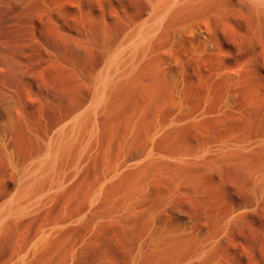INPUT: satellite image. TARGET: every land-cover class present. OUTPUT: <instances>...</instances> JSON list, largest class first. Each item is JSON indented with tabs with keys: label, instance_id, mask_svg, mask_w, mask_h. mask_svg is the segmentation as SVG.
Instances as JSON below:
<instances>
[{
	"label": "rangeland",
	"instance_id": "rangeland-1",
	"mask_svg": "<svg viewBox=\"0 0 264 264\" xmlns=\"http://www.w3.org/2000/svg\"><path fill=\"white\" fill-rule=\"evenodd\" d=\"M27 1L29 6L24 0H0V209L16 197L21 177L42 154L45 142L40 141L53 132L51 126L56 130L89 106L97 71L114 48H125L138 24L148 23L153 0ZM228 15L225 21L207 22L211 51H202L190 37L170 48L164 38L157 39L153 61H162L156 62L159 74L142 73L135 94H128L111 117L102 116L103 130L104 123L108 126L100 138L106 139L101 145L98 140L65 190L50 201L41 196L39 206L33 203L21 215L6 218L0 230V264H15L26 254L25 264H264V181L259 180L264 34L253 32L244 15ZM47 60L57 83L78 91L74 99L61 96L57 83L51 100L38 94L35 83ZM136 112L146 127L141 130L140 125L138 139L135 134L131 142L125 135V141L123 127ZM154 114L167 121L164 126L170 124L155 139L161 155L154 151L153 157L161 161L134 172L128 186L127 179L111 189L108 185L94 204L88 203L86 193L103 171L143 147ZM49 230L43 246L29 251Z\"/></svg>",
	"mask_w": 264,
	"mask_h": 264
},
{
	"label": "bare ground",
	"instance_id": "bare-ground-1",
	"mask_svg": "<svg viewBox=\"0 0 264 264\" xmlns=\"http://www.w3.org/2000/svg\"><path fill=\"white\" fill-rule=\"evenodd\" d=\"M26 1L27 0H24L25 4L29 6V3L31 1H27L28 4L26 3ZM21 2H23V1H21ZM33 2H34V0H33ZM41 2H47V1L41 0ZM19 3H20V1H19ZM49 3H46V4H49ZM37 5H39V4H37ZM149 5L151 7V10H152L151 13L152 14H150V17L148 18V20L149 19L150 20L149 21L147 20L148 23H146V21H145L144 22L145 24H143V22L138 24V27L139 26L140 27L139 28L137 27L136 29H138V30L137 31L135 30L136 32L134 31L135 33H132L133 35H130L132 37L130 39V42L128 41L129 39L127 38L128 39L127 41L129 43V44L128 43L126 44L127 47L126 46H125V48L121 47L122 50H119L120 48L118 47L117 51L113 47L114 48L113 53L110 50L111 54H113V55L110 56L109 58H106V61L104 62L105 65H104L103 69H101L100 72L97 71L98 74H96V76H95L96 77L95 81H94L95 77L93 76L95 74L92 75L94 77L93 83L95 85L93 84L94 85V87H93L94 90H93V95H92L93 97L91 99L89 106H87V108L85 110L71 116L69 120L68 119L66 120L67 122L65 121L66 123L62 122V126H59V125H61V123H60L58 125L59 128H56V130H52L53 128L51 126V131H53V132L50 133L48 131L50 129H47L49 134L47 136V139L45 138L46 141H40V142H45V144L43 145V148L41 147L42 154H40L39 157L37 158L36 163L34 164V166H32V169H30L31 171L28 174H26V176L21 177L22 179L20 180L21 182H20L18 191H16V193H17L16 197L14 199L10 200V202L7 203L5 206H3L2 209H0V230L2 228L1 227L2 224H4L6 218L9 217L10 215H21V213H24L25 211H27L29 205H32L33 203L38 205V203H40L42 201L41 196H44V197L47 196L46 199L47 200L49 199L48 201H50V197L55 196L54 194L56 192H58V191L60 192V190H65L63 188L65 186H66L65 188H67V185L69 184L68 180H70L71 177H73L74 172L75 173L78 172V171H76V169L80 168L79 165L81 162H83V159L86 160L85 158L87 157V155L90 154L92 152V150L94 148H96V146H98V143H99L98 140L100 139L102 141L99 144V145H101L103 143V141H105V139H106V138H103L104 139L103 140L102 138H100V136L102 135V133L104 131L103 127H102V123L105 122V120L103 122L101 121L102 116L108 115L111 111L112 112L118 111V110H116V108L118 107L117 105H119V103L122 104L123 99L128 94L131 96V92H132L134 86H138L137 84L140 82L139 81L138 83H136V81L140 80L138 77L142 73L148 72L149 75H150V73H152V75L157 74V73L159 74L160 66H157V65L160 64L162 61L160 62L158 60L160 63L157 61H153V59L157 60L156 59L157 55H155V53L158 50L155 49L157 46V44L155 46V43H157L158 38H161V37L164 38V40L167 43H169L168 47L170 48L169 45L173 46V44H175V42L177 44V42H180L179 39H182L184 37H186V38L190 37L192 39V41L195 40L194 42L198 44V46L202 49V51H205V50L211 51L213 49V42H211V41H210L211 43L209 42L208 29H207L208 23L207 22L210 20L225 21V18L227 17V15L229 13L231 14V12H232L231 16H234V17L237 14H238L237 16L244 15L245 18L246 17L248 18V19L246 18L247 22L249 23V25H251L250 29L253 32L259 33V35L264 34V0H153L151 3H149ZM62 7H60V8L63 9ZM37 8H39V7H37ZM49 8H47V9H49ZM50 10H51V8H50ZM44 13H46V11ZM49 13L50 12H48V14ZM234 13L236 15H233ZM49 15H51V14H49ZM244 17H242V18H244ZM46 28H47V33H48V30H51V29L49 26L45 27V29L44 28L43 29L46 30ZM52 34L53 33L50 32V35H52ZM46 35L50 36L49 34H46ZM48 39H49V37H48ZM104 42H106V41H104ZM172 46H171V48H172ZM104 51H107V50H104ZM86 52H87V49H86ZM48 55H51V54L49 53ZM89 55H88V57H90ZM109 55H110V53H109ZM47 58H48V56H47ZM51 59H52V56H51ZM51 59H50V61H51ZM107 59H108V61H107ZM5 60H6V58H5ZM44 60H46V59H44ZM156 62L158 64H156ZM174 62H176V61H174ZM174 62H173L174 67L178 70L180 65L176 64L177 62L176 63H174ZM48 64L45 67H42L43 69L41 72L36 71L37 73L40 72L39 73L40 80H38L35 83L36 90H37L38 94L41 97H43V99H45V100H48V99L51 100V98L53 96L54 88H55L54 84L56 85V83H57V81H56L57 79H54L56 77L53 76V72L50 69V66L52 65V67H53V64H51V63L49 65ZM46 68H48V70H46ZM177 70H174V71H177ZM172 72L173 71L171 70V74L175 73V72L174 73H172ZM2 73H3L2 75H5L6 71L3 70ZM35 75H37V74H35ZM168 75H170V74H168ZM32 76H31V80H34L35 76H33V77ZM39 76H37L36 78L39 79ZM157 76L159 78V75H157ZM5 77H7V75H5ZM58 84H59V82L57 83V85ZM59 85H62V84H59ZM2 87H5V90H4L5 92L4 91H2V92L6 96L8 94L10 95L11 91L9 93V88L4 86V85H2ZM59 87H60L59 89L56 88L58 90L59 94L63 97H66L67 99L68 98L74 99L73 97L76 94H79V93H77L78 91L77 92L74 91L75 93H73V91H71V90H70L71 92L68 91L67 87H64L63 85L59 86ZM32 89L34 90V88H32ZM135 89H136V87H135ZM154 89H155V87H154ZM154 89H153V91H154ZM133 91H135V90H133ZM153 91H152V93H153ZM136 92H137V90H136ZM133 94H135V93L132 92V95ZM129 95H128V97H129ZM150 95H152V94H150ZM150 95L148 98L151 97ZM11 96H13V95H11ZM77 96H79V95H77ZM77 96H76V99L78 98ZM2 97L3 96H1V98ZM152 97H153V95H152ZM9 98L13 99V97H9ZM9 98H7V100ZM66 98H64V99L66 100ZM129 99H131V97ZM152 99H154V98H152ZM2 101L6 102L4 99H2ZM9 102H13V101H9ZM147 102H148L147 105H149V101H147ZM6 104H8V102ZM121 104H120V107H121ZM125 104H126V102H125ZM10 107H12L11 104L9 105V108ZM114 109H115V111H114ZM117 109H119V108H117ZM143 109L145 111V107ZM140 112L142 113V111H140ZM140 112H139V114H140ZM158 112H160V111H158ZM137 113L138 112H136L135 114H137ZM156 114H157V112H156ZM158 114H160V113H158ZM140 115L137 114L134 118L131 119V121H128V123L125 122L127 124H126V128L123 127V131L125 132V134H123L124 135L123 140L126 141V139L129 138L130 141L131 140L133 141V139H135L137 137L136 136L135 138L132 139V136L134 137V135L137 134V130L140 128V125L142 124V123L140 124V122H143L141 119L143 117ZM154 116H155V114H154ZM109 117H111L110 114H109ZM8 118H10V117H8ZM106 119H108V118H106ZM127 119L129 120V118H127ZM9 120H11V119H9ZM155 120L158 122H156ZM155 120H154L155 124H153V126H151V123H150V125L147 124L148 126L151 127L150 130H148L149 127H148L147 131L144 128L145 132L143 131L144 132L143 136H145V137L143 139H145V141H143V139H142L144 144H142L143 147L141 149L139 147H138L139 149L136 148L134 151H132V152H130L124 156L125 157L124 161H116L115 164H112L113 165L112 167L109 166L110 168L107 167L105 169V171H103L102 175L100 176V179H98V181H97V185L93 188V190L90 191V193H88V192L86 193L87 197H89L88 203H91V205L94 204V202L97 201L101 195H103V193L105 192L108 185H110V189H111V186H114L115 184H118L119 182H122L124 180L126 181L127 178H130V177L133 178L135 176L134 172H142L141 168H143V166L145 167L146 164H149L153 160L158 159L157 157L155 159V156L153 157V155H156L157 153L160 154V152L155 151L157 148V147L155 148V146L157 145V143L155 142V139H157L158 138L157 136L161 134L163 129L168 127V125H170V124H168V125L166 124L167 126L165 125L166 126L165 127L164 124L167 121L161 122L163 120H161V121H160V119L158 120V117L156 119V116H155ZM154 121H153V123H154ZM107 123L108 122H106V124L104 123V125H106V127L108 126ZM125 123H123V124H125ZM158 123H163V126H162V124H158ZM145 125H143L140 129L142 130V128ZM106 127L104 126L105 131H106ZM111 127L109 126V128H107V129L109 130V129H111ZM5 130H7V129L5 128ZM110 131H109V133L111 134ZM143 132H141V133H143ZM46 134L47 133H45V135ZM106 134H107V131H106ZM110 134H109V136H110ZM112 135H113V132H112ZM125 135H126V139H125ZM137 135H138V137H137V139H138L139 134H137ZM103 136H105V135H103ZM109 136L107 135V137H109ZM107 141H110V138ZM107 141L104 142V143H106V145L108 143ZM125 141H124V143H126ZM135 142L137 143V141H135ZM263 142H264V140L262 141V144H263ZM155 143H156V145H155ZM133 144H134V142H133ZM106 145H104V146H106ZM262 148H263V146H262ZM158 150H159V146H158ZM93 151H95V149ZM154 151L156 154H154ZM104 152H105V150H104ZM142 153H144L143 157H141ZM71 160H72V163H71V167H70L68 165H70ZM88 160H89V158H88ZM158 160H160V159H158ZM105 161H107V160H105ZM32 162H34V160ZM156 162H158V161H156ZM83 164L81 163V166ZM262 164H263V166L261 168L260 177H259L260 182L264 181V161L262 162ZM159 166H160V164H159ZM67 168L69 169V173H66V171H65ZM138 174H136V176ZM129 180L131 181V179H129ZM129 180L126 181V183L124 182L126 184V186H128L131 183L130 182L127 185V182H129ZM66 183H68V184L65 185ZM124 195H126V194H124ZM51 231H53V229H51ZM51 231L49 230L45 234L41 233V235L39 236L40 238H36V240H35L36 242L34 241L36 244H33L34 243L33 242L32 245H30L31 247L29 246L30 247V248H28L29 251L32 247H34L35 249L34 250L32 249L33 253H34V251L37 249L38 246L45 243L48 236L50 235V233L52 234ZM28 249H26V250H28ZM29 251H28V253H31ZM33 253H31L30 255H32ZM26 255L29 258V255L28 254H26ZM26 255H24L22 257L25 258ZM22 257H20L19 258L20 260L18 259L19 261L15 262V264H25V259Z\"/></svg>",
	"mask_w": 264,
	"mask_h": 264
}]
</instances>
